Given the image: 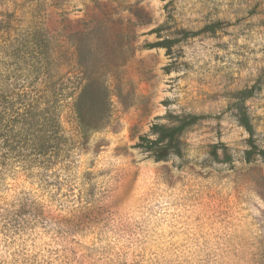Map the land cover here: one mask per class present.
<instances>
[{
	"label": "rangeland",
	"instance_id": "obj_1",
	"mask_svg": "<svg viewBox=\"0 0 264 264\" xmlns=\"http://www.w3.org/2000/svg\"><path fill=\"white\" fill-rule=\"evenodd\" d=\"M23 89L58 115L50 163ZM0 94L30 139L0 167V264H264L239 122L264 148V0H0ZM155 124L183 126L179 155L136 147Z\"/></svg>",
	"mask_w": 264,
	"mask_h": 264
},
{
	"label": "trees",
	"instance_id": "obj_2",
	"mask_svg": "<svg viewBox=\"0 0 264 264\" xmlns=\"http://www.w3.org/2000/svg\"><path fill=\"white\" fill-rule=\"evenodd\" d=\"M203 30L213 31L214 27L213 25H206ZM153 46L162 45H160L159 43ZM259 89V85L254 84L251 88L244 89L238 94L239 97L245 98L252 96V94ZM14 95H16L17 99L19 100L20 109L13 112L19 113L21 111V113L18 114L21 120L20 124H22L23 126L31 125L35 119H40V131L43 132V137L40 138L42 142L36 144L34 155L35 157L42 159V162L44 159L45 162L50 163L56 157L55 152L59 149V118L57 113L55 112V107L53 108L51 106L52 104L48 101H41L39 96H36V93H34L32 90H29L27 92L25 89H23L18 93H14ZM3 99L7 98L0 96V167L6 165L7 160L10 159H20L21 161H23V163L29 162L26 152L27 145L30 139H28V137H17V139H15V137L10 134V125L14 121V117L10 113L12 111V108L6 105H2ZM16 113L15 116H17ZM239 122L245 128L249 135V148L245 151L244 160L246 162H250L252 160V155L256 154L264 163V148H258L255 144L253 140L255 131L253 130L248 117L246 115H243ZM179 128L182 129L183 126ZM180 129H178V127L174 128L164 126L163 124H155L151 133L155 137L150 138L149 135L140 136L138 138L139 141L136 144V147L140 149V151L146 153L155 161L165 160L170 153L179 155L180 141L176 130ZM173 141L174 143L171 144V142ZM47 152H49V156Z\"/></svg>",
	"mask_w": 264,
	"mask_h": 264
}]
</instances>
